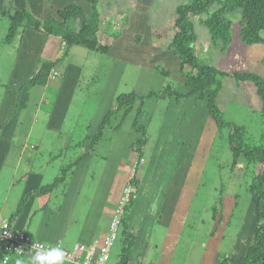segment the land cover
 Returning a JSON list of instances; mask_svg holds the SVG:
<instances>
[{"label": "rangeland", "instance_id": "374dc122", "mask_svg": "<svg viewBox=\"0 0 264 264\" xmlns=\"http://www.w3.org/2000/svg\"><path fill=\"white\" fill-rule=\"evenodd\" d=\"M102 1L108 14H115V11L121 8L127 9L129 3H131L127 18L136 14L131 30H139L144 34V32L147 33L146 29L148 30L150 27V33H155L158 37H165V40L160 43L161 46L172 36L174 23L172 17H174L175 8L190 2V0H100V6ZM214 7L212 5L202 14L189 15V20L196 34V40L191 42L190 46L197 53L201 62L228 73V75L221 74L218 76L221 81V90L217 95V104L223 118L236 125L246 127L248 141L264 147V124L261 117L262 101L257 93L256 86L252 81L238 80L230 75L233 72H255L264 79V45L240 41L236 12L228 15L232 20L231 41L227 44L214 40L206 25L201 21L211 13ZM139 15L142 18L138 17ZM121 18L125 21L123 28L127 27L128 23L126 21H129V19H124L123 16ZM6 22V17H0V38L3 36L2 31L6 28ZM140 23L144 25L142 29L139 27ZM116 25L119 24L116 23ZM157 28L164 29L156 30ZM127 34L129 38H125L123 40L125 42H129L128 40L131 39L134 41L137 37V34L130 30H127ZM155 34L150 36L154 40H158ZM121 35H123V32ZM261 35L264 38V32ZM76 48L89 51L87 47L82 45H73L71 49L73 51ZM143 49H148V40ZM2 51L5 52L4 57H0V88L2 83L6 82L8 73L6 74L5 70L10 69L6 67L8 64L6 61L7 51H16L15 42L0 43V53ZM61 54L62 49L58 59ZM93 58H88L90 71L93 68ZM174 58L178 60V63L176 60L175 62L168 61L167 68L163 66L164 64L154 66L152 71L154 73L153 80L149 79L151 73H143L140 76L139 72L132 68H128L127 72L123 71L121 75L114 76L115 73L111 74L112 78H116V81L112 82L115 97L119 93L129 91L144 95L150 90L163 89L165 84L174 89H179L184 80L179 71V59L175 55ZM11 60H9V64ZM164 71H167L168 74L164 75ZM159 76L163 79L161 80ZM118 78L119 83L117 82ZM104 81L107 82V74L100 72L94 75L92 81L89 78L81 81L89 89H79L77 91L78 94L87 93L90 95L93 90V99L88 103L89 105L93 104V109L98 106H106L108 99L110 108L115 102V97L110 95L113 89L111 91L103 89ZM168 100L151 97L144 104L140 122L146 124L148 142L142 150L144 157L141 159H138L137 154L131 152V150L128 151L127 146H124L130 144L136 136L129 127L127 128V119L116 135H113L112 127H107L104 130L95 153L96 165L94 168L86 169V183L91 182L92 186L91 189H88L89 195H87L90 198L92 196L90 193L93 192L95 198L98 197L99 194L95 189L105 192L103 189L111 181L109 172L115 167L114 159L115 156H118V152L114 154L110 152V155L113 156L111 159H108L107 154L114 144L117 147L120 146V149L121 146H124L126 149L122 150L121 161L118 164V166L121 165V170L116 179L112 181V185L109 187L110 191L107 192L106 215H110L109 220H111L117 207L119 196L129 183L131 173L137 172V177L138 175L140 177L146 170L144 181L149 183L154 180V174L149 172L147 167L149 164H152L153 171L163 170V179L158 186L150 187L149 184L144 183L143 179H140L139 198L141 202L127 211V225L133 224L136 227L135 231L140 232L137 239L138 251L143 252L142 254L146 251L145 260L146 258L147 260H153L156 262L155 264H202V256L208 250L206 251L208 256L210 252L212 254L205 264H224V261L227 264H239L250 243L257 222L256 198L249 195L247 186L252 176L262 166L260 164L252 166L243 156H240L237 164L232 168V153L229 150L226 137L216 138V123L209 115L205 102H200L195 111L192 112L191 126L189 132L186 133L185 141L190 147L182 141L179 142L178 135L176 143L175 139H172L173 144L176 145L175 158H168L167 156L162 161H154L149 152L152 154L158 153V140L162 137V139H166L168 137L167 133H171L170 130L173 131L172 122H174V117L176 114L178 115L181 108L175 105L173 106L175 108L168 109ZM137 104L136 102L135 108ZM175 122L177 124V117ZM125 133H129V137ZM87 134L91 139L95 133H87L84 129V132H77L75 138ZM197 135H201L198 138V145ZM64 136L65 133H61V137L56 141L61 142ZM53 140L54 138L47 134L43 136L41 148L32 150L40 152L39 161L41 163L45 162L44 165L48 166L58 176L62 174L61 168L67 165L70 167V162L76 158L71 151H68L69 154L54 157L68 148L55 146ZM187 149H190V154L187 157V161L190 159V169H188L187 175L183 171L182 178L185 175L187 180L186 183L180 184V181L176 178H168L170 176L169 167L174 165V167L177 166L178 170L181 169L183 164L180 165L177 160L180 156L185 158L184 155ZM171 151H173V146ZM169 156H173V154L171 153ZM126 166L129 168L126 169ZM164 177L168 178V181ZM132 187L134 188V186ZM155 187L162 194L150 200L151 195L156 196ZM161 199L163 200L160 201ZM166 204L167 207H165ZM167 208H171L170 211ZM214 211L215 213H213ZM148 212H151V216ZM155 212H157V216L153 218ZM161 216H163L162 221L160 220ZM145 222L146 226L144 227ZM215 237L220 238L216 240ZM72 246L73 244L70 248ZM121 247V242L118 240L112 250L110 262H114L118 258ZM233 253H235L234 256Z\"/></svg>", "mask_w": 264, "mask_h": 264}, {"label": "crops", "instance_id": "0c3cea01", "mask_svg": "<svg viewBox=\"0 0 264 264\" xmlns=\"http://www.w3.org/2000/svg\"><path fill=\"white\" fill-rule=\"evenodd\" d=\"M4 1L0 0V9L3 7ZM12 2L16 8L28 7L33 14L40 16L43 20L51 16L58 18V12L71 2L78 3L87 14L91 10V4L87 0H12ZM132 3L135 4L134 2ZM100 10L107 32L111 25L115 29L121 26L122 21H124L121 16L125 14L123 9L116 10L115 14H108L102 1ZM135 15L128 18L129 21H126L128 26L121 28V34L123 32V35L115 41L110 51L104 54L90 49L89 51H83L76 48L72 51L71 46L69 47L68 54L62 59L57 60L60 50L64 46L62 39L59 36H47L43 30H35L33 28H25L18 31L13 40L9 42H15L16 51H7L6 61L8 64L6 67L10 69L5 70V73H8L6 82H3L0 88V213L4 218H9L13 215L18 203L23 202V208L19 216L12 217L13 223L17 228L27 231L34 241L47 243L61 242L66 247H70L72 244L74 245L78 242L89 243L93 239L101 238L108 233L110 215H106L107 192L108 190L110 191L109 187H111L112 181L116 179L121 170V165L118 166V164L121 161L122 150L126 149L124 146H127V149H129V144L121 146V149L120 146L112 145L111 150L107 154L109 156L108 159L113 157L110 155V152L112 154L118 152V156H115L114 159V169H111V172H109L111 181L105 189L101 188L105 192L95 189L99 194L96 198L93 192L90 193L92 196L88 197V189H91L92 186L91 182L86 183L85 176L87 173L86 169L94 168L96 165L95 153L97 147L95 151L88 154L86 158L74 167L72 175L66 181L60 182L51 191L46 193H38L36 191L42 186L50 184L57 176L48 166L44 165L45 162L41 163L39 161L40 152L33 150L41 148L43 136L49 134L50 137L54 138L52 142L55 146L70 148L69 151L74 156L86 151L90 143L89 135L75 138L76 133L84 132V129L87 133H95L104 114L110 108V104L108 99L106 106H98L93 109V104H88L93 99V90L90 95L87 93L78 94L77 92L79 89H89V87L82 84V80L89 78L92 81L94 75L100 72L106 73L107 82L104 81L103 89H108V91L113 89L110 95L115 97L112 82L116 81V78H112L111 74L115 73L114 76L121 75L123 71L127 72L128 68H132L139 72L140 76L143 73H151L149 79L153 80L154 73L152 71L156 64H164L163 66L167 68L166 64L169 63L168 61L175 62L176 60L178 63V60L174 58V53L170 50H163V46L160 45L165 40V37H158L155 33H150V27L148 30L146 29L147 33L144 32V34L139 30H131ZM138 17L142 18L140 15ZM116 23L119 25H116ZM139 27L142 29L144 25L140 23ZM159 29L164 28H157L156 30ZM127 30L139 35L140 39L138 41L136 39L134 41L132 39L128 40L130 44L123 41L125 38H129ZM151 34H155L158 40H154L150 36ZM2 35L0 41L6 35V29L2 31ZM107 39V34L101 36L102 42L107 41ZM147 40L148 49L144 50L143 47L147 44ZM166 43L164 42V45ZM4 52L0 53L1 58L4 57ZM89 57H94L91 71L89 70ZM41 59L56 62L53 70H56L54 71L57 72V76L48 78L45 85H36L29 89L27 86H21L24 81L31 77ZM9 60H11L10 64ZM160 78L161 80L163 79V77ZM117 82H120L119 78ZM26 95L27 102L25 106L21 107L22 98ZM165 99H169L167 103L168 109L175 105L178 108L181 107L178 115L176 114L174 117V122L176 121V117L179 121L183 110L182 103L177 104L174 98ZM77 100L79 101L78 103ZM134 112L135 109L126 118L128 123L127 128L131 129ZM174 122H172L173 131L170 130L171 133H167L168 137L166 139H162V137L158 140V153L152 154L149 152L154 161H162L167 156L168 158H175L176 145L173 144L172 139H175L176 143L178 134L176 135V128L174 130V127H177L178 122L177 124L176 122L174 124ZM190 126L186 133L189 132ZM61 133H65V136L61 142H58L56 139L61 137ZM125 135L129 137V133H125ZM199 136L201 135H197V145ZM179 139L178 141L180 142ZM172 146L173 151H171ZM187 146L190 147L189 144ZM190 149L186 150L185 158L180 156L177 160V163L183 164L181 169L178 170L177 166L174 167V165L170 164V176L168 178H176L180 181V184L186 183L187 178H185V175H187L186 173L190 169V159L187 161ZM67 150L64 149L54 157L66 154ZM167 151L168 153H166ZM171 153L173 156H169ZM147 167L149 168V172L154 174V180L145 183V170L140 177L138 175L139 182L140 179H143L144 183L149 184L150 187L160 185L163 179V170L153 171L152 164H149ZM125 168L128 169L129 167L126 166ZM185 169H187L186 172ZM172 170L174 171L172 172ZM183 171L185 174L184 178H182ZM166 177L164 178L166 179ZM155 189L156 196L151 195L150 200H153V198L158 197L160 194L157 187ZM140 202L141 199L138 192L134 205ZM165 207H167V204ZM170 209L168 210L170 211ZM148 213L151 216V212ZM156 216L157 212L153 214V218ZM162 219L163 216H161L160 220L162 221ZM143 225L145 227L146 222ZM135 229L136 227L133 224L128 226V231L134 237L130 264H136L140 261L141 264H155L156 262L153 260H147V258L145 260L146 251L144 254L138 251L139 244L137 239L140 232H136ZM218 238L215 237L216 240ZM212 248L213 245L211 251ZM206 251L202 256V264H205L212 254L210 252L208 256ZM31 257V255H27V258L24 260L26 264ZM17 259L20 258L14 256L8 264H15ZM114 262L110 264H114Z\"/></svg>", "mask_w": 264, "mask_h": 264}, {"label": "trees", "instance_id": "16d2710c", "mask_svg": "<svg viewBox=\"0 0 264 264\" xmlns=\"http://www.w3.org/2000/svg\"><path fill=\"white\" fill-rule=\"evenodd\" d=\"M87 1L91 4L89 14L85 13L78 3L71 2L58 12V18L51 16L43 20L40 16L33 14L28 7L16 8L12 0H5L3 7L0 9V17H6V35L1 39L0 43H9L18 31L25 28H33L35 30H43L47 36H59L62 39L64 46L62 47V54L57 60L65 57L68 54L69 47L73 45H82L102 54L108 53L116 39L120 37L121 28L124 26L125 21H122L123 23L118 29L111 25L107 32L100 10V0ZM130 5L131 3H129L127 9H123L125 12L123 14L124 19H128ZM212 5L215 6L214 9L201 21L206 25L214 40L227 44L231 41L232 20L228 15L236 12L240 41L264 45V38L261 35L264 32V0H190L189 3L179 5L174 10L172 36L163 45V50L172 51L179 59V71L184 80L181 87L174 89L170 85L165 84L163 89L158 91L150 90L144 95H138L135 91L117 94L112 108H109L104 114L95 134L89 139L90 143L86 151L82 154H75L77 155L74 156L76 159L70 162V167L68 165L63 167L61 169L62 174L58 175L50 184L39 188L36 192H49L60 182L66 181L72 175L74 167L86 158L88 154L95 151L98 142L104 134V130L107 127H112L113 135H116L123 122L134 109L135 116L132 120L131 131L136 136L130 142L129 149L137 154L138 159H141L143 157L142 150L148 138L146 124L140 122V116L147 99L151 97L159 99L174 98L177 104L182 103L183 110L176 127V133H178L180 141L183 143H185L186 132L192 119V112L196 105L200 102H205L209 115L216 123V138L222 139L226 137L229 150L232 153V168L237 164L240 156H243L252 166L258 164L262 166L252 176L247 186L249 195L256 198L257 222L250 243L239 264H264V147L248 141L246 127L236 125L223 118V114L217 104V95L221 90V81L218 76L221 74L228 75V73L201 62L197 53L190 46V43L196 40V34L189 20V15L202 14ZM105 34H107L108 39L102 42L101 36ZM135 39L138 41L140 36L137 35ZM55 64L56 62L39 60L31 77L24 81L21 86H27L29 89L36 85H45ZM164 72V75L168 74L167 71ZM230 75L238 80H249L255 84L257 93L262 101L261 117L264 124L263 77L255 72H233ZM26 98L27 95L22 100L21 107L25 106ZM136 102L138 105L135 108ZM69 150L70 148H68L67 153ZM128 185L134 186V188L132 187L130 202L126 205L122 216V228L120 227L119 231V241L122 247L114 264H130V254L133 248L134 237L128 231L127 211L134 206L135 197L139 192L137 172L129 176ZM22 208L23 202L18 203L13 215L7 218L10 227L15 228L12 217L19 216ZM25 232L28 234L27 231ZM3 250L0 248V264L4 254ZM27 255L29 254L14 256L25 260ZM224 264H227L226 261H224Z\"/></svg>", "mask_w": 264, "mask_h": 264}, {"label": "built area", "instance_id": "2783aa9c", "mask_svg": "<svg viewBox=\"0 0 264 264\" xmlns=\"http://www.w3.org/2000/svg\"><path fill=\"white\" fill-rule=\"evenodd\" d=\"M131 192L132 187L130 185L123 189L106 235L93 239L89 243L78 242L72 248L64 246L61 242L34 241L25 231L10 227L6 220L0 218V248L4 249L2 263L7 264L14 255L29 254L33 256L36 251H47L50 246H57L65 251L64 262L66 263L110 264L111 253L119 239L122 216L126 205L130 202Z\"/></svg>", "mask_w": 264, "mask_h": 264}, {"label": "clouds", "instance_id": "9594fccd", "mask_svg": "<svg viewBox=\"0 0 264 264\" xmlns=\"http://www.w3.org/2000/svg\"><path fill=\"white\" fill-rule=\"evenodd\" d=\"M56 77L57 76V72H55L52 68V70L50 71V74H49V77ZM127 186V185H126ZM125 188V187H124ZM123 192V191H122ZM121 196V195H120ZM119 196V197H120ZM0 218L1 219H4L7 221V218H4L1 213H0ZM8 222V221H7ZM14 227H16V225L13 223ZM19 230H23V229H20V228H17ZM24 231V230H23ZM119 240V239H118ZM65 256H66V253L65 251L60 248V247H57V246H50L47 251H36L33 256L30 258V260L27 262V264H64L66 262H64L65 260ZM14 256L11 257L10 261L12 260ZM111 257H112V253H111ZM111 260V259H110ZM9 261V262H10ZM8 262V263H9ZM7 263V264H8ZM111 263V262H110ZM1 264L2 263V259H1ZM15 264H26V262L24 260H21V259H17L15 261ZM137 264V263H136ZM139 264V263H138ZM140 264H141V261H140ZM150 264V263H149ZM154 264V263H152Z\"/></svg>", "mask_w": 264, "mask_h": 264}]
</instances>
